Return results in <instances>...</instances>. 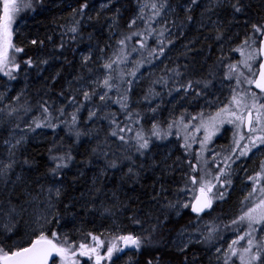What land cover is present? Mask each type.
Returning a JSON list of instances; mask_svg holds the SVG:
<instances>
[{
  "label": "trees",
  "instance_id": "1",
  "mask_svg": "<svg viewBox=\"0 0 264 264\" xmlns=\"http://www.w3.org/2000/svg\"><path fill=\"white\" fill-rule=\"evenodd\" d=\"M100 1L103 0H35L34 5L27 6L20 14L17 26L20 23L23 25L13 38L14 45L24 49L16 54L15 63L20 68L12 82L16 88L24 91L20 97L22 113L35 116L40 112L43 117L51 116L53 120L52 125L47 127L50 140L38 145L29 144L24 151L27 157L22 159L27 161V170L33 173V179L40 178L59 186V195L48 223V235L56 232L77 247L82 242L94 245L88 233L101 239L122 229V234L147 238L139 251L115 252V256L104 260V264H147L149 259L154 264H215L209 238L192 243L184 250L176 249L172 242L181 230L194 228L196 221H229L237 191L217 202L213 212L207 211L200 216L191 214L189 209L181 214L172 209L162 210L163 206L158 204V188L165 186L168 190L172 207L177 202L176 194L180 195L183 189H187L190 177L195 175L194 168L189 166L193 159H185L177 142L176 150L164 161L169 177L160 185V167L154 164L161 163L160 158L164 155L161 149L165 148V143L152 136L151 147L144 152L134 148L132 142L138 131L150 130L158 125L166 126L167 122L179 115L195 116L213 110V105H210L202 112L209 99L216 101L218 86L228 80V65L233 60L221 59L215 53L216 43L201 37L202 31L197 34L192 31L191 37L197 38L187 42L184 46L186 51L176 54L177 49L175 57L166 61L167 52H173L188 37L167 39L166 42L154 39L147 32L149 24H152L149 16L145 19L146 26L145 22H136L129 27L137 15L141 0H107L110 2L108 10L100 15L91 14L90 10ZM147 1L155 3L158 9L161 4L164 5L163 10L175 8L176 13L182 12L180 7L185 3L184 0ZM233 1L235 8L241 9L237 13L245 19L244 24L251 36L254 34L260 41L261 34L256 33L252 26L264 25V0ZM85 3L86 8L83 7ZM195 13L196 10L191 11L190 18ZM109 23L118 41L131 35V39L121 45L127 49L138 41L149 40L145 47L148 51L143 53V58L150 59L151 68L160 62L164 66L141 80L128 93L126 108L115 106V112H105L101 110L103 101L92 97L90 99L94 106L102 112L91 119L86 110L77 112L78 118L73 124L68 107L72 103L83 102L77 90L79 79L94 72L99 61L96 54L105 56L110 53L109 36L106 35ZM73 27L77 29L76 32L71 31ZM133 32L140 35H132ZM93 44H97L96 50ZM166 44H169L168 48ZM82 48L94 51L84 62L77 57ZM28 59L32 60V66L24 63ZM0 81L10 82V79L0 74ZM189 83L191 88L185 90L184 86ZM253 90L256 91L254 87ZM45 107L47 112L44 111ZM150 110H153L152 113ZM129 113L131 119H127ZM117 125L126 127V131L120 132ZM87 129L93 132L92 139L84 137ZM113 129L125 136L127 143L111 135ZM77 131L79 136L76 135ZM228 134L226 131L215 144L226 143ZM69 154L72 159H65L67 167L58 169L59 174L53 175L52 170L58 162L53 157L66 158ZM177 154L183 161L181 170H177L178 166L177 169L170 168L175 158L180 159ZM109 162H115L116 167H109ZM129 167L133 169L131 173ZM100 170H106L112 177L99 175ZM184 173L188 179L183 177ZM232 179L236 183L235 174L228 178ZM110 190L121 199L118 201L122 211H117V206L108 201ZM0 201H3L1 196ZM115 210L116 216L113 215ZM20 234L21 228L11 235L0 231V247L14 251L15 244L18 248L29 246L33 240H26L25 235ZM82 264H94V261L84 259Z\"/></svg>",
  "mask_w": 264,
  "mask_h": 264
},
{
  "label": "rangeland",
  "instance_id": "2",
  "mask_svg": "<svg viewBox=\"0 0 264 264\" xmlns=\"http://www.w3.org/2000/svg\"><path fill=\"white\" fill-rule=\"evenodd\" d=\"M16 2L19 11L14 14V20L11 25L13 30L12 41L18 28L23 25V23H20L17 26L20 14L27 8V3H30L29 0H16ZM36 2L33 0L30 4L34 5ZM184 2L183 6L180 7L182 10L181 13H176L175 8L164 10L163 8H157L159 15H156L155 10L150 7L151 3L147 0H141L134 20L136 22H145L146 26L145 19L149 16L152 24H149L150 27L147 32L149 36H153L154 39H159L160 41L166 42L167 39L180 40L181 38L188 37L173 52H167L169 55L165 58L166 61L171 60L170 58L174 56L177 49L178 52L176 54L186 51L184 46L187 42L197 38V36L191 37L192 31L195 34L202 31L201 37H206L209 41L216 43L215 53L221 59L230 58L233 60L228 67L235 65L236 71H232L230 67L228 68L230 69V73L226 76L227 78L231 76V79L228 78V80L219 84L216 101L213 98L209 99L202 112H205V109H209L210 105H213V110H210L208 114L200 113L195 116L191 114L179 115L170 120L169 123L167 122L165 124L166 126L158 125L156 128L154 127L150 130H141L140 132L144 138L148 140V147L146 149H140L139 151L144 150L145 152L151 147L150 138L152 136L157 141L165 143V148L161 149L162 154L165 156L163 155L160 158L161 163L154 164L160 167L158 170V180L161 185L169 177L168 168L164 161L176 150L178 142L185 159H193V161L191 160L192 163L189 164L190 168H194L195 170V175H192V177L199 178L205 176V173H207L206 179L212 180L215 184L212 192L208 194L212 199V206L209 209L210 212H213L212 209L217 202L224 200L230 193L237 191V197L235 198L234 207L230 213L231 219L229 221L222 223H218L217 221L211 222L206 219L196 221L194 228H186L178 232L172 244L176 249L184 250L190 244L197 243L206 237L209 238L212 245L211 257L215 264H225L226 259L228 264H240L239 255H242L243 248L247 247V239L249 237H245L244 240H240L235 245H232V241L238 240L240 236L249 231V228L247 222L233 224L232 221L239 220L245 212L255 206L260 198L259 188L264 187V174H261L255 183L251 178L261 173V165L264 164V145L252 147L247 155L240 156L241 148L236 147V142L239 141L240 145L243 146L248 143V136H256L261 133L246 132L245 124L240 129H237L235 124L226 122L231 118L229 115L221 114L220 117H217L216 114L223 107H229L233 111L236 110V106L231 103L234 95L242 98L240 111L245 115L247 109L243 107V103L246 102L248 108L255 115L259 105L264 104V93L254 91V84H248L245 80V77L249 80H255L256 78V76H253L249 72L248 67L245 66V61L251 65L253 71H258V64L260 63V41L255 38L254 34L251 36L252 33H250L244 24L245 19L237 11L233 10L235 8L233 0H195V3H193V0H184ZM109 3L107 0L97 2L90 10V13L100 15L109 9ZM193 10H196V13L193 18H190L189 14ZM2 16L3 0H0V17ZM139 17L143 18L141 19ZM111 27V23L107 24L106 35L109 36L108 49L110 53L105 56L96 54L97 60L99 61L94 67V72L88 76L83 75L79 79L77 90L83 102L72 103L68 107V114L72 118L75 116L77 119V112L84 110H86L87 115H90L92 112H99V114L102 112L98 107L94 106L91 99L85 100L84 92L87 91L91 94L95 91V95H91V98L96 97L97 99H99L101 94L107 92L110 99L103 101L101 110L115 112V106L121 107V103L118 102L121 96H126L128 99V93L141 80L153 74L156 69L164 66V63L160 62L151 68V63L148 62L150 59L147 57H145L146 59L143 58V53L148 51L145 47L149 40L144 39V47H141V44L138 42L137 44H132L127 49V47L121 46L116 38L115 30ZM245 40H248L247 44H245ZM92 46L96 50L97 44H93ZM168 47L169 44H166V48ZM92 53L94 54V51H86L85 48H82L77 57L83 61L90 57ZM16 54L12 53L15 57ZM250 56H254L255 59H251ZM112 60H116L117 63L113 64L112 70L109 73V70H106L103 65ZM18 70H14L12 75L15 76ZM0 74L4 75L3 72H0ZM109 74L111 75L110 83L112 85L110 90L103 85L104 79ZM6 77L10 79L9 76ZM13 80L10 79V82L0 81V164H7L10 161H14L12 168L3 178H0V196L3 197V201H0V231L6 235H11L18 228H21L20 235H25L24 238L26 240L32 239L34 241L41 230L45 231L46 234L49 233L48 223L45 224L40 218L48 217L50 221L55 200L58 197L56 193L57 191L59 192V186L47 183L46 181L40 180V178L33 179V173L28 171L29 166L27 161L22 159L27 157V153L25 154L24 151L28 148L29 144L38 145L50 140L47 127L49 128L52 125L53 120L51 116L43 117L40 112L36 113L35 116L23 114L20 97L24 91L22 88H16L12 83ZM237 80H239V84ZM252 93H255L257 97L256 108H252ZM84 102H87V104L84 105ZM150 111L152 113L153 110ZM259 111L264 113V108L259 109ZM10 112L11 114L9 115ZM212 118H215V120ZM127 119L129 118L127 117ZM221 120L225 122L221 123ZM37 123L42 126L36 127ZM237 123L239 122L237 121ZM45 124L48 126H44ZM154 131H158L160 135H154ZM226 131L229 133L226 143L220 145L215 144L218 139L223 138ZM240 134L245 136L244 140H240ZM93 136L94 134L90 129H87L84 133V137H88L89 139H92ZM205 137H209V139L206 140ZM132 146L136 149L138 148L136 134L133 137ZM249 147L251 146L249 145ZM176 156L180 157L178 154ZM173 162L175 163L170 167L171 169L173 167L177 169V166V170L183 168L181 157L180 159L175 158ZM233 174L236 175V183H234V179L228 180ZM99 175L112 177V174H108L106 170H100ZM216 176L220 177L219 182L214 179ZM183 177L185 179L189 178L186 173L183 174ZM225 181H230V183H226ZM164 187L158 188V204L163 206L162 210L172 209L176 210L178 214H181L185 209L190 210V207L185 208L183 205L185 203L191 205L193 197L199 193L198 185L193 184L190 180L189 187L183 189L180 195L176 194L177 202L172 204V208L170 206V199L172 198L168 196L169 192ZM254 187L257 191L253 193ZM218 193H224L223 198H218ZM249 193H253L252 196H249ZM108 194V201H111V204L117 206V211H122L119 208L120 201L118 200H121L119 196L113 190H110ZM114 213L113 215L116 216V210ZM38 221L43 226L42 229L38 227ZM253 227L257 229L252 234L254 243L264 239V225H254ZM121 235L129 234H122L121 229L109 236L101 238V240L104 241L106 248L115 240L119 247L124 248L122 252H133L134 247H124L123 242L116 239ZM230 245L237 251L238 255L232 256L229 253ZM104 247L99 248L101 256L106 255V248L103 251ZM13 248L14 251L17 250V244ZM76 250H78V247ZM253 251H256V249L253 248ZM74 259L79 260L80 264H82L84 259L89 262L94 261V258L93 260H89L87 257L79 256L74 257ZM56 260L57 264H60V258L57 257ZM104 260L106 259H102L100 264H104ZM258 263L259 261L252 262V264Z\"/></svg>",
  "mask_w": 264,
  "mask_h": 264
},
{
  "label": "snow or ice",
  "instance_id": "3",
  "mask_svg": "<svg viewBox=\"0 0 264 264\" xmlns=\"http://www.w3.org/2000/svg\"><path fill=\"white\" fill-rule=\"evenodd\" d=\"M193 3H195V0H193ZM28 7H31V4L29 3L27 5ZM163 4L160 5L161 8H163ZM84 8L87 7V4L85 3ZM153 10H155V14L159 15V10L157 9V5L155 3L151 4L150 6ZM241 9L239 7L235 8V11L239 12ZM19 11V7L17 5L16 0H3V16L0 17V72H3L4 75L9 76L10 79H15L16 77L12 75V72L14 70H18L20 68V65L18 63H15V56L12 55V53H20L23 52L24 49L18 46H15L12 41V22L14 20V14ZM143 18V17H139ZM136 23L135 20H132L129 24V27H132ZM254 31L256 33L261 34L264 36V25H253L252 26ZM76 28L73 27L71 29L72 32H76ZM132 35H140L139 33L133 32ZM130 36H126L123 40L119 41L121 45L125 44V41L130 40ZM251 39V37H249ZM141 44V47H144L143 41H138ZM33 44L36 43V41H32ZM248 43V40H245V44ZM163 49H161V52ZM251 59H255L254 56H250ZM24 63H26L28 66H32V60L28 59L25 60ZM117 63L116 60H112L109 63L104 64V68L106 70H109V73L112 70L113 64ZM245 66L248 67L249 72L252 73L253 76H256L257 79L255 80H249L247 77H245V80L248 84H254L256 88L260 89L261 92H264V63L260 65L259 72L253 71L251 65L247 64L245 61ZM232 71H236L235 65L229 66ZM134 75V73H133ZM231 79V76L228 77ZM111 75L109 74L106 76V78L103 81V85L107 89H111L112 85L110 83ZM129 83H131L129 81ZM237 83L239 84V80H237ZM191 83L184 86L185 90L188 88H191ZM91 95H95V91H93L91 94L89 92H84V98L85 100H88L91 98ZM252 98V108H256V94H251ZM99 99L101 101H105L106 99H110L108 97L107 92L100 95ZM127 97L121 96L120 100L118 102L121 103L122 108H126L127 104L125 103ZM231 103L236 106V110L233 111L229 107H223L220 109L219 112H217V117H220L221 114L229 115L231 118L228 119L226 122L229 124H235L237 129H240L245 124V120L247 121V129L250 133H261L260 135L256 136H248L247 140L248 143L241 146L239 141L236 142V147L241 148V151L239 153L240 156H245L247 153L251 150L252 147H258L259 145H264V113L260 112L259 109L264 108V104H260L259 108L256 109V115L255 118H253L252 110L248 108L247 103H243V107L247 109L246 115L240 111V106L242 104V98H239L237 95H234L232 97ZM44 111L47 112L48 109L45 107ZM11 112L9 113V115ZM96 113L92 112L90 113V119L91 117L95 116ZM128 118L131 119V114H128ZM73 124L76 122V117L73 116ZM215 120V118H212ZM237 121L239 123H237ZM225 121L221 120V123H224ZM42 125L37 123L36 127H41ZM44 126H48L45 124ZM119 127V125H117ZM171 127V126H170ZM120 132H124L125 128L119 127ZM128 131H131L130 128H128ZM154 135L159 136L158 131H154ZM77 136L80 135V133L77 131ZM111 135L117 136L118 139L121 141H124L127 143V139L123 135H119V133L113 129L111 132ZM240 140H244L245 136L243 134H240ZM205 139H209V137H205ZM136 140L139 151L140 149H146L148 147V140L144 138L141 132L136 133ZM19 143V141H17ZM249 145L251 147H249ZM235 154V153H233ZM53 159L57 160V164L55 168L52 170L53 175H58V169H61L63 167H67V163L65 162V159L71 160V155H67L65 158L64 156L60 157H53ZM14 161H10L7 164H0V178H3L7 172L12 168ZM109 167H116L115 162H109ZM195 167V166H194ZM129 173L133 171L131 167L128 169ZM221 174H223L221 172ZM264 174V164L261 165V173H258L256 177H252L251 179L254 181H257L260 178V175ZM208 174L205 173V176L202 177H190L193 184L198 185V190L200 195L194 196L193 200L195 203H192L191 205L188 203H185L183 207L188 208L191 207V211L194 213H197L199 215L202 213L206 208L211 207L212 199L209 197V193L212 192L213 188L215 187V184L212 182V180L206 179V176ZM214 179L219 182L220 177L216 176ZM226 183H230V181H225ZM257 189L253 188V193L256 192ZM260 192V198L258 202L255 204L254 207L250 208L247 212L242 215L239 220L232 221L233 224H239L241 222H247L249 231L245 232L244 235L240 236L238 240H233L232 245L238 244L240 240H244L245 237H249L247 239V247L243 248V254L239 255L240 264H252L253 261H259V264H264V239H261L259 241H256L254 243V238L252 237L253 232L257 231L254 225H264V187L259 188ZM253 193H249V196H252ZM59 195V192L56 193ZM224 193H218V198H223ZM44 221V223H49L48 217H41ZM138 222V221H137ZM38 227L42 229V225L39 224V221L37 222ZM88 235L91 237V240L95 242L94 245L88 244V243H80L77 246L74 244H70L66 237L61 238L57 235L56 232H52L50 236L45 233V231L41 230L39 234L37 235L36 239L31 242L30 246L27 247H19L15 251L11 250H5L3 247H0V264H57L56 258H60V264H80V261L77 259H74V257H87L89 260H93L94 258V264H100V261L102 259H111L114 252H122L124 250L123 247H119L118 244L115 242V240L106 248V255L101 256L99 252V248L104 247V241L100 239L99 236L93 235L92 233H88ZM119 241L123 242L124 247H134L137 251L140 250L142 244L144 243V240L147 238H140L133 235H121L118 238ZM232 245L229 246V253L232 256H236L237 251L232 247ZM253 248L256 249V251H253ZM219 251V250H218ZM227 256V254H226ZM147 264H154V261L149 259L147 261ZM225 264H228L227 259L225 260Z\"/></svg>",
  "mask_w": 264,
  "mask_h": 264
},
{
  "label": "water",
  "instance_id": "4",
  "mask_svg": "<svg viewBox=\"0 0 264 264\" xmlns=\"http://www.w3.org/2000/svg\"><path fill=\"white\" fill-rule=\"evenodd\" d=\"M259 53H260V63H259L258 71H257V72H259V70H260V65H261L262 63H264V36H262V35H261V40H260V45H259ZM255 79H257V77H256ZM254 88H255V90H256L257 92H259V93H264V92H261L260 89L256 88L255 85H254ZM246 125H247V121L245 120V129H246V132H248V129H247V126H246ZM199 195H200V193H198L196 196H199ZM209 197H210V196H209ZM192 203H195V201L193 200ZM211 206H212V203H211ZM209 209H210V208H206L202 213H200L199 215H197V213H194L193 211H191V207H190V211H191V213H192L193 215H195V216H200V215L204 214L205 212H207ZM29 246H30V245H29Z\"/></svg>",
  "mask_w": 264,
  "mask_h": 264
},
{
  "label": "flooded vegetation",
  "instance_id": "5",
  "mask_svg": "<svg viewBox=\"0 0 264 264\" xmlns=\"http://www.w3.org/2000/svg\"><path fill=\"white\" fill-rule=\"evenodd\" d=\"M255 114L253 113V118H254Z\"/></svg>",
  "mask_w": 264,
  "mask_h": 264
},
{
  "label": "bare ground",
  "instance_id": "6",
  "mask_svg": "<svg viewBox=\"0 0 264 264\" xmlns=\"http://www.w3.org/2000/svg\"><path fill=\"white\" fill-rule=\"evenodd\" d=\"M211 208V207H210ZM209 211V210H208ZM191 212V211H190ZM192 214V213H191Z\"/></svg>",
  "mask_w": 264,
  "mask_h": 264
}]
</instances>
